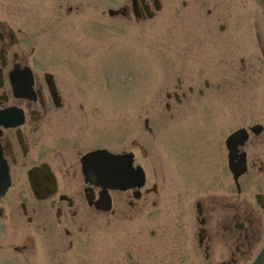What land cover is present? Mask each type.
I'll list each match as a JSON object with an SVG mask.
<instances>
[{
    "label": "flooded vegetation",
    "instance_id": "flooded-vegetation-1",
    "mask_svg": "<svg viewBox=\"0 0 264 264\" xmlns=\"http://www.w3.org/2000/svg\"><path fill=\"white\" fill-rule=\"evenodd\" d=\"M160 6L161 0H127L90 8L142 24ZM81 7L70 6L68 14ZM28 40L14 22L0 20V152L9 181L0 197V264L255 263L264 247V95L248 106L193 101L194 88L179 95L177 79L162 115H140L132 124V102H122L125 126L117 131L114 116H100L101 106L115 103L100 104L82 84L83 59L77 55L69 67L72 58L62 54L59 76L50 55L49 68H41ZM255 41L264 86V34L256 32ZM204 88L211 90L209 81ZM227 113L249 121L225 134ZM240 131L244 141L228 149V137ZM95 152L103 156L89 181L83 158ZM110 155L125 157L124 189L107 180L115 166ZM231 163L246 173L235 176ZM248 188L256 190L252 198Z\"/></svg>",
    "mask_w": 264,
    "mask_h": 264
},
{
    "label": "rangeland",
    "instance_id": "rangeland-1",
    "mask_svg": "<svg viewBox=\"0 0 264 264\" xmlns=\"http://www.w3.org/2000/svg\"><path fill=\"white\" fill-rule=\"evenodd\" d=\"M126 2L0 0V20L14 22L15 28L24 32L35 46L43 70L49 68L47 55L59 76L66 63L62 54L72 58L67 61L69 67L77 55L82 58V84L92 89L100 104L115 103L113 109L101 106L100 116L103 112L107 113L104 117L114 116L117 131L125 126L127 109L122 102H132V124L140 115H162L161 103L167 101V93L176 92L177 79L183 82L179 95L189 96L188 87L194 88V95L189 96L193 101H227L228 106L243 102L248 106L258 93L264 95L256 72L259 54L255 43V33L264 34V0H161V12L142 24L102 18L90 8L95 4L116 8ZM70 6L73 10L82 7L69 15ZM254 21L259 22L256 30ZM241 59L246 63L245 74L240 72ZM205 80L212 85L209 92ZM199 89L205 91L204 96L198 95ZM139 102L145 103L144 111ZM248 121L245 117L236 121L227 113L225 134ZM255 193L254 188L244 190L248 198Z\"/></svg>",
    "mask_w": 264,
    "mask_h": 264
},
{
    "label": "water",
    "instance_id": "water-1",
    "mask_svg": "<svg viewBox=\"0 0 264 264\" xmlns=\"http://www.w3.org/2000/svg\"><path fill=\"white\" fill-rule=\"evenodd\" d=\"M244 139L245 138L242 137V131L235 133L233 136L229 138L228 141V143H230L229 148H232L234 145L238 144L239 142L244 141ZM102 156L103 154L96 153L93 155H89L86 158L87 168L85 171L87 174V179L92 180L94 177H97L98 173L94 169V165L98 160V158H102ZM112 159H114L115 166L106 176L107 180H109L111 188L124 189V187H126V182L129 179L127 178L128 167L125 165L124 157L112 156ZM244 162L245 160H243L241 164ZM231 170L236 176H240L245 173L246 167L244 165L243 166L240 165V167L233 166ZM100 175H102V171H100ZM7 186H8L7 171L0 155V195L5 193ZM255 264H264V249L262 250Z\"/></svg>",
    "mask_w": 264,
    "mask_h": 264
}]
</instances>
